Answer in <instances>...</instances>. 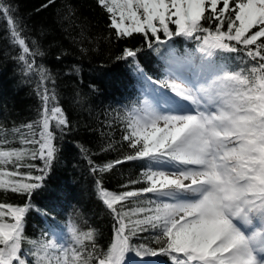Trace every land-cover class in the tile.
Wrapping results in <instances>:
<instances>
[{
  "label": "snow or ice",
  "instance_id": "obj_1",
  "mask_svg": "<svg viewBox=\"0 0 264 264\" xmlns=\"http://www.w3.org/2000/svg\"><path fill=\"white\" fill-rule=\"evenodd\" d=\"M98 3L109 14V27L118 39L141 34L149 49L155 47L153 40L157 44H173V37L194 40L202 63L198 80L187 81V86L156 82L161 84L160 89H152L133 110L123 136L133 154L99 169L92 168L93 172H106L124 162L148 164L140 180L122 185L130 190L109 191L100 180L96 181L99 197L116 223L110 249L95 264H138L145 257L155 258L151 264H161L157 259L160 257L166 258L163 264H264V0ZM0 15L6 18L12 38L28 54V45L19 38L15 11L2 0ZM205 23L212 24L214 30ZM217 53H244L253 66L247 75L221 68L213 59ZM137 55V51L124 49L118 59H134ZM19 59L25 61V56ZM27 68L30 70L32 64L28 63ZM161 90L191 101L194 110L161 111L159 105L168 99ZM50 99L55 100V96L45 92L37 122L39 132L33 131L31 139L22 140L33 148H0V189L31 196L42 188L45 176L31 175L35 164L26 165L27 175L21 168L26 157L39 159L44 168L37 170L46 173L57 151L50 124L54 121L61 132L69 124L61 107H49ZM26 127L32 131L34 126ZM8 165L15 171H7ZM141 183L146 186L131 188ZM174 192H190L196 198H162ZM133 201L136 206L126 210ZM29 210V205L0 204V264H26L21 258V242ZM149 230L156 233L158 250L143 245L133 248L132 238ZM69 232L72 241L80 246L94 238L92 232L81 233L72 225ZM38 246L46 251L53 244ZM62 250L64 264H69V249ZM71 252L73 264H90V255L83 259L75 248Z\"/></svg>",
  "mask_w": 264,
  "mask_h": 264
},
{
  "label": "trees",
  "instance_id": "obj_2",
  "mask_svg": "<svg viewBox=\"0 0 264 264\" xmlns=\"http://www.w3.org/2000/svg\"><path fill=\"white\" fill-rule=\"evenodd\" d=\"M2 2L14 9L19 38L25 40L30 52L23 53L22 46L11 36L6 18L0 15V148H33L22 140L31 139L33 131L40 130L37 122L41 119L45 92L55 96V100H49V107L60 106L69 124L61 132L51 122L57 151L46 173L37 170L44 168L42 160L26 157L22 161V174L29 173L26 165L35 164L31 175L45 176L42 188L31 196L0 189V204L30 206L21 242V258L26 264H64L62 247L53 246L45 251L38 246L51 242L55 230L64 233L69 264H73V248L83 259L90 255V264H95L110 249L116 223L99 197L96 181L100 180L109 191L130 190L122 185L140 180L148 164L124 162L106 172H93L92 168L99 169L133 154L123 136L133 110L140 106L142 90L156 88V82L165 80L180 60L197 58L202 62V54L194 40L183 37H173V44H157L153 40L155 47L151 49L141 34L118 39L109 27V14L98 0ZM204 26L214 30L210 23ZM169 27L175 31L174 25ZM124 49L137 51V57L118 59ZM21 55L25 61L19 59ZM213 59L222 68L244 71L246 75L253 66L244 53H217ZM28 63L32 64L30 70ZM29 124L34 126L32 131L26 127ZM6 170L15 171V167L8 165ZM142 186L146 185L131 188ZM135 206L134 201L128 203L126 210ZM139 218L142 217H134ZM70 225L81 233L92 232L93 240L83 246L75 244ZM155 235L152 230L142 232L130 244L133 248L143 245L158 250ZM138 264L151 262L144 260Z\"/></svg>",
  "mask_w": 264,
  "mask_h": 264
},
{
  "label": "rangeland",
  "instance_id": "obj_3",
  "mask_svg": "<svg viewBox=\"0 0 264 264\" xmlns=\"http://www.w3.org/2000/svg\"><path fill=\"white\" fill-rule=\"evenodd\" d=\"M195 60H188V62H184L185 60H180L178 61L174 67L172 69H170L168 71L167 77L165 78V80L163 81H170V82H176L178 84H184L185 86H187V81L191 80V81H195L198 80L200 78V74H199V65L200 62L199 59L194 58ZM216 62V61H215ZM217 65H219L222 68V65L217 63ZM161 84H157V87L155 89H160ZM152 89H154V87H148L142 90V101L145 99L146 96L149 95V93L152 91ZM166 92L167 94V98L168 100L173 101L174 103V109L172 108H168V103H164L161 102V104L159 105V108L161 111L163 110H171L177 113H187V112H192L191 108H186L182 105H179L175 99H183L181 97H177L175 96V94L171 93L170 90H161ZM188 101V100H187ZM190 104H192L191 101H188ZM187 102V103H188ZM57 106V105H55ZM187 106V104H186ZM50 107H54V106H50ZM60 107V106H58ZM193 108L195 107L194 105L192 106ZM51 126V124H50ZM169 197H173L174 196H169ZM163 198V197H162ZM51 243L53 244L54 247H62L65 248L66 244H65V240H64V233H61L60 231L56 230V234L54 235ZM127 256V255H126ZM64 259H65V255H64ZM154 258L150 259V262L153 260ZM125 264H127V262H125Z\"/></svg>",
  "mask_w": 264,
  "mask_h": 264
},
{
  "label": "bare ground",
  "instance_id": "obj_4",
  "mask_svg": "<svg viewBox=\"0 0 264 264\" xmlns=\"http://www.w3.org/2000/svg\"><path fill=\"white\" fill-rule=\"evenodd\" d=\"M181 194H182V192H174V193L172 194V196H174V197L177 198V199H180Z\"/></svg>",
  "mask_w": 264,
  "mask_h": 264
},
{
  "label": "water",
  "instance_id": "obj_5",
  "mask_svg": "<svg viewBox=\"0 0 264 264\" xmlns=\"http://www.w3.org/2000/svg\"><path fill=\"white\" fill-rule=\"evenodd\" d=\"M180 103L182 104V105H184V104H188L185 100H180ZM189 107H190V105H188ZM164 198H167V197H164Z\"/></svg>",
  "mask_w": 264,
  "mask_h": 264
}]
</instances>
